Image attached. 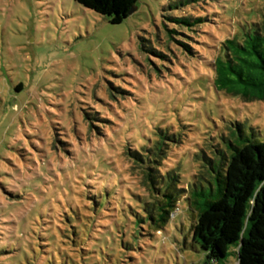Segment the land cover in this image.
<instances>
[{
  "label": "rangeland",
  "instance_id": "rangeland-1",
  "mask_svg": "<svg viewBox=\"0 0 264 264\" xmlns=\"http://www.w3.org/2000/svg\"><path fill=\"white\" fill-rule=\"evenodd\" d=\"M263 15L264 0H139L113 25L75 0H0V264H206L186 199L161 231L139 223L129 148L176 134L166 164L188 188L236 122L264 142V101L218 91L210 67Z\"/></svg>",
  "mask_w": 264,
  "mask_h": 264
},
{
  "label": "trees",
  "instance_id": "trees-1",
  "mask_svg": "<svg viewBox=\"0 0 264 264\" xmlns=\"http://www.w3.org/2000/svg\"><path fill=\"white\" fill-rule=\"evenodd\" d=\"M138 1L75 0L113 25L124 22ZM175 21L192 28L203 19L177 17ZM210 67L218 91L246 101H264V15L262 22L241 27L221 41ZM159 134L155 141L139 148L141 153L129 148L146 193L139 223L161 231L175 216L180 201L186 199L195 213L192 240L207 252L206 264L224 262L231 246L236 247L237 264H264V142L236 122L235 129L222 136L224 149L217 148L213 157L205 156L207 166L186 188L180 174L166 164L170 143L181 139L162 129ZM205 182L211 186L217 183L216 194L207 190ZM97 194L95 191L92 198L96 206L103 207Z\"/></svg>",
  "mask_w": 264,
  "mask_h": 264
},
{
  "label": "water",
  "instance_id": "water-1",
  "mask_svg": "<svg viewBox=\"0 0 264 264\" xmlns=\"http://www.w3.org/2000/svg\"><path fill=\"white\" fill-rule=\"evenodd\" d=\"M137 10V7H134L130 12L129 15L133 14Z\"/></svg>",
  "mask_w": 264,
  "mask_h": 264
}]
</instances>
